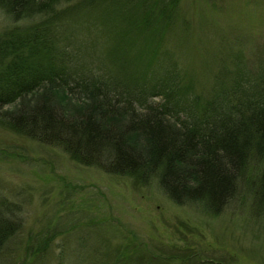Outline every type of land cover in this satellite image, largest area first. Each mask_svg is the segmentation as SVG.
<instances>
[{
    "label": "rangeland",
    "instance_id": "rangeland-1",
    "mask_svg": "<svg viewBox=\"0 0 264 264\" xmlns=\"http://www.w3.org/2000/svg\"><path fill=\"white\" fill-rule=\"evenodd\" d=\"M132 3L109 0L97 11L72 8L62 19L65 30L78 32L73 41L80 50L81 71L93 69L87 75L94 76L100 64H107L105 79L120 80L134 92L146 90L150 95L162 79V68H178L184 98L197 97L201 105L216 91L228 96L225 91L239 82L249 95L261 90L264 0H179L175 17L188 22L187 31L168 33L171 59L162 60L160 48V57L144 66L140 59L146 56L139 54H145L153 35L149 27L135 22L140 27L129 30L128 42L129 38L144 42L136 48L138 54L130 53L137 55L134 58L128 48L119 57L110 55L104 38L101 18L107 15L119 22V17H133L134 12H127ZM161 8L160 0L154 9L156 22L162 20ZM75 14L78 27L69 18ZM32 20L16 23L0 9V35L14 25L30 27ZM38 97L37 93L35 100ZM59 98L70 114L81 106L66 93ZM33 101L20 100L5 110L15 111ZM263 168L264 157L252 158L238 197L221 214H213L201 203L177 204L157 179L144 183L137 176L82 165L63 150L23 136L0 120V199L14 204L22 218L19 233L0 253V264H264V213L253 196ZM49 237H53L49 248L37 253Z\"/></svg>",
    "mask_w": 264,
    "mask_h": 264
},
{
    "label": "trees",
    "instance_id": "trees-1",
    "mask_svg": "<svg viewBox=\"0 0 264 264\" xmlns=\"http://www.w3.org/2000/svg\"><path fill=\"white\" fill-rule=\"evenodd\" d=\"M73 1L0 0V9L14 22L33 19L30 27L14 25L0 35V120L23 136L63 150L82 165L137 176L144 183L157 179L177 204L201 203L221 214L238 197L250 160L264 157V80L261 90L251 95L239 82L225 91L228 96L216 91L201 105L197 97L184 98L185 83L178 68H162V79L150 95L146 90L134 92L120 80L105 79L107 64H100L97 73L89 76L93 69L81 71L78 66L80 50L73 41L78 32L65 30L62 19L72 8L97 11L109 0ZM135 1L140 3L127 10L134 12L133 17H119V22L107 15L101 18L108 53L119 57L128 48L129 57L133 50L138 54L136 48L144 42L127 41L129 30L140 27L133 25L137 22L153 34L145 54H139L146 56L141 65L159 58L160 48L162 60L171 59L168 33L184 34L189 27L175 17L179 0H161L159 22L154 9L160 0ZM69 18L78 27L73 22L78 20L76 14ZM61 92L81 106L70 114L59 98ZM27 99H34L32 105L5 110ZM253 196L264 213V168ZM16 209L0 199V253L22 228ZM52 240L49 237L37 253H44Z\"/></svg>",
    "mask_w": 264,
    "mask_h": 264
}]
</instances>
